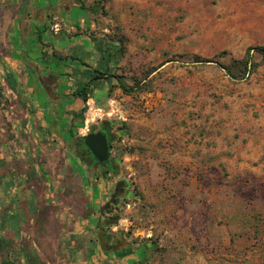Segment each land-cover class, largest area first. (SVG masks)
<instances>
[{
    "label": "rangeland",
    "instance_id": "rangeland-1",
    "mask_svg": "<svg viewBox=\"0 0 264 264\" xmlns=\"http://www.w3.org/2000/svg\"><path fill=\"white\" fill-rule=\"evenodd\" d=\"M104 7L94 20L96 32L113 41V74L130 86L151 83L134 95L116 83L109 101L96 105L107 110L118 100L123 106L125 120L94 123L113 126L118 172L86 174L91 184H79L86 164L71 154L73 143L26 132L22 113L3 109L8 97L1 87L0 138L13 131V158L27 166L37 157L45 173L31 188L28 179H17L13 196L24 193L29 212L12 211L8 223L35 216L29 241L48 264H99L110 256L119 264H264V225L260 233L244 221L256 215L264 224V65L236 82L222 67L229 59L221 57L242 58L264 46V0H105ZM13 13L0 5V27ZM195 55L210 62L196 63ZM16 120L22 128H14ZM84 125L78 136L89 133ZM118 183L125 192L102 215ZM99 221L108 245L124 236L132 255L102 251Z\"/></svg>",
    "mask_w": 264,
    "mask_h": 264
},
{
    "label": "crops",
    "instance_id": "crops-1",
    "mask_svg": "<svg viewBox=\"0 0 264 264\" xmlns=\"http://www.w3.org/2000/svg\"><path fill=\"white\" fill-rule=\"evenodd\" d=\"M0 5L14 8L8 23L0 27V88L9 99L24 102L11 110L28 120L26 132H68L71 114L84 108L72 91L87 83L92 71L113 73V41L96 32L95 15L82 9L80 0H0ZM3 17L0 14V21ZM50 17L53 24L46 31ZM6 74L17 94L8 89ZM116 83L112 77L94 81L90 103L98 105L96 98H100L105 105ZM16 124L14 128H22L19 120ZM4 164L0 160V168Z\"/></svg>",
    "mask_w": 264,
    "mask_h": 264
},
{
    "label": "trees",
    "instance_id": "trees-1",
    "mask_svg": "<svg viewBox=\"0 0 264 264\" xmlns=\"http://www.w3.org/2000/svg\"><path fill=\"white\" fill-rule=\"evenodd\" d=\"M81 1V8L84 10H88L95 14V19L99 17L98 12L102 9L104 11V3L105 0H99L94 2L92 6L87 8L85 4V0ZM105 14V12H103ZM51 21V17L49 18ZM53 24L51 21L50 24L45 26L46 31H50V27ZM112 40V39H111ZM120 43H122L121 39H118ZM253 51V52H252ZM124 49L121 47L118 50L119 54H123ZM1 57V54H0ZM223 59H229V61L224 64L222 67L226 71L227 75L236 82L243 81L248 78L251 74H254L258 71L259 67L264 65V46H257L254 48H249L246 54L242 58H234L228 52H223L221 54ZM259 60H258V59ZM196 63L210 62L208 59L203 58L201 56L195 55L193 58ZM89 80V82L76 86L72 91V96L81 98L84 102V108L80 113L71 114L70 119V128L68 132H49V134L57 135V141H71L73 143V152L71 153L73 156H76L77 159L83 161L82 154L80 153V149L84 148L83 146V136H78V129L84 124L87 110H88V101L92 98L91 87L94 81L103 80L107 78H115L118 82L117 88L121 89L122 92L126 95H134L139 92H143L151 86L150 82H136L133 86H130L126 82H124L121 77L116 76L115 74L106 70L105 72H96ZM6 82L8 89H11L14 93H18V88L13 86L9 77L6 74ZM1 93V92H0ZM5 102L2 104L3 109L11 110L15 105L21 103L24 105V102L19 101V99L11 100L9 98L4 99ZM2 101V97L0 95V103ZM98 105L104 106V102L100 98H96ZM50 103V102H49ZM48 103V104H49ZM8 106V108L6 107ZM10 117H7L9 121ZM53 121V118L52 120ZM42 138L46 141V136L42 134ZM8 138L3 139L0 138V145H3L2 153H4L3 157L0 158L1 161L5 163L2 168H0V264H48L46 260L40 257L36 252H34V247L32 243L29 241V225L30 221L35 218L27 219V220H15L11 225L8 223V219L11 216V212L14 210H22L25 212H29L28 202L26 200V195L22 193V195L16 200L12 194V191L19 187L17 179L25 178L30 182L26 186L31 188L34 187L36 182H39L40 176L45 173L42 169V161L39 158H31L27 166H22L18 160L13 158L11 155V150L15 149V135L13 131H10ZM5 146V148H4ZM7 153L5 155V151ZM67 150V149H66ZM11 159V160H10ZM10 161V163L8 162ZM11 165L8 166V165ZM94 167L88 166L86 164V168L84 170V174L78 176V183L86 186L91 184L90 177L84 181L83 175H90L93 177ZM118 172V168L116 170ZM110 173V172H109ZM94 188V187H93ZM24 189V188H23ZM86 211L89 212V206L86 204ZM251 218L255 219V223H252ZM249 225L252 226L255 232L263 233V223L259 216H251L246 218ZM252 223V224H251ZM14 226L18 227L17 231H13ZM28 236V237H27ZM32 249V250H31ZM145 257L144 250H140V256ZM119 259L110 256L108 260L101 262L99 264H119ZM88 262H92L89 258ZM93 264V263H92ZM131 264H143L141 260L137 262H132Z\"/></svg>",
    "mask_w": 264,
    "mask_h": 264
},
{
    "label": "water",
    "instance_id": "water-1",
    "mask_svg": "<svg viewBox=\"0 0 264 264\" xmlns=\"http://www.w3.org/2000/svg\"><path fill=\"white\" fill-rule=\"evenodd\" d=\"M83 146L88 152L92 154L93 158L99 165L106 166L111 162V149L109 140L107 135L103 132L100 131L97 133H88L86 136H84ZM92 164L93 160H91L87 165L91 166ZM102 177L105 178V172L102 174ZM119 185L120 183H118L115 193L111 196V200L100 209V213L102 215H104L105 211L109 210L112 206L117 205V199L119 198ZM117 222L118 219L115 218L114 220H107L105 224L111 225ZM102 225L103 223L99 221L96 226L98 242L102 251L106 254L114 252L115 256L118 258H125L129 255H132V244L128 243L124 236H122V238L117 241L114 246H109L108 242L110 238L106 236L105 231L101 229Z\"/></svg>",
    "mask_w": 264,
    "mask_h": 264
},
{
    "label": "flooded vegetation",
    "instance_id": "flooded-vegetation-1",
    "mask_svg": "<svg viewBox=\"0 0 264 264\" xmlns=\"http://www.w3.org/2000/svg\"><path fill=\"white\" fill-rule=\"evenodd\" d=\"M100 131L107 135L108 140H109L110 149L112 151L113 142L117 139V135L114 133L113 126L109 122L102 121L100 123L93 124L91 126V129L89 130V133L90 132L97 133ZM79 154H82L81 159L83 160L82 162H84L85 164H88L91 160H93V164L91 165L92 167L95 168L93 171V175L100 176V174L104 172L105 173H109V172L116 173L118 166L112 156L110 159L111 162L106 166H102L97 163V161L93 158L92 154L88 152L85 148L80 149ZM116 188L117 186L115 187V191H116ZM124 192H125V184L121 183L118 188V193L120 194Z\"/></svg>",
    "mask_w": 264,
    "mask_h": 264
},
{
    "label": "built area",
    "instance_id": "built-area-1",
    "mask_svg": "<svg viewBox=\"0 0 264 264\" xmlns=\"http://www.w3.org/2000/svg\"><path fill=\"white\" fill-rule=\"evenodd\" d=\"M58 30V27L56 28ZM89 112L86 115L84 129L89 132V127L98 119L104 117L111 118L117 117L118 119L125 120L122 103L118 100H111L107 110L97 107L94 102H89ZM94 114V115H91ZM86 136V134L84 135Z\"/></svg>",
    "mask_w": 264,
    "mask_h": 264
},
{
    "label": "bare ground",
    "instance_id": "bare-ground-1",
    "mask_svg": "<svg viewBox=\"0 0 264 264\" xmlns=\"http://www.w3.org/2000/svg\"><path fill=\"white\" fill-rule=\"evenodd\" d=\"M91 115H94V114H91Z\"/></svg>",
    "mask_w": 264,
    "mask_h": 264
}]
</instances>
